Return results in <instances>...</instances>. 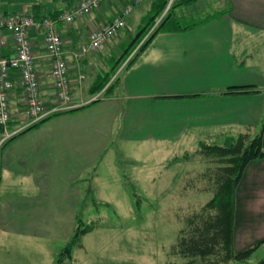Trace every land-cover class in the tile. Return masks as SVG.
Wrapping results in <instances>:
<instances>
[{
  "label": "crops",
  "instance_id": "0c3cea01",
  "mask_svg": "<svg viewBox=\"0 0 264 264\" xmlns=\"http://www.w3.org/2000/svg\"><path fill=\"white\" fill-rule=\"evenodd\" d=\"M129 2L104 0L89 15L69 25H57L72 99L78 106L1 144L0 252L10 254L13 240H22L21 245L43 242L65 247L76 227L82 194L95 188L97 165L107 162L114 146L120 152L144 142L176 141L186 147L189 141L202 144L211 134L224 138L225 133L261 121L264 95L241 92L240 87L259 90L253 86L263 79L264 66L250 63L237 36L249 35L252 30L264 32V0H229L228 11L219 18L184 31L156 33L111 85L105 83L95 90L103 75L93 70L102 59L95 51L81 54L80 49L87 44L92 28L110 21ZM35 5H40L42 13L48 12L49 7L38 1L25 12ZM154 8L152 3L149 11ZM134 9L126 18V27L133 20ZM0 11L9 12L3 7ZM135 19L141 22L143 17ZM126 27L120 35L126 34ZM29 37L42 106L50 109L54 106L50 62L40 36L30 31ZM2 38V54L13 55L10 36L4 33ZM110 43L103 50L110 48ZM87 70L94 74L90 83L84 84ZM8 105L10 129L26 125L24 99L15 78ZM238 192L256 201V210L251 203L244 210L264 229V158L245 166L236 197ZM235 211L234 207V243L244 233Z\"/></svg>",
  "mask_w": 264,
  "mask_h": 264
},
{
  "label": "rangeland",
  "instance_id": "374dc122",
  "mask_svg": "<svg viewBox=\"0 0 264 264\" xmlns=\"http://www.w3.org/2000/svg\"><path fill=\"white\" fill-rule=\"evenodd\" d=\"M37 1L49 7L64 5V2L52 3L51 0H0V7L8 13L25 12L30 4ZM154 1L144 0L138 7H133L134 17L126 27V34L120 35V30L107 51L103 50L104 46L95 51V56L102 60H98L93 71L101 72L103 76L100 79L106 77L107 85L118 77L120 66L114 67L123 53L130 47L126 56L132 57L138 50L139 41L150 35L164 14L181 0H168L163 11L153 21H148L154 11H149ZM228 1L197 0L186 6L177 5L173 12L186 16L187 21L199 20L228 11ZM73 4L74 0L63 10ZM137 16L143 17L141 22L136 21ZM149 23L145 35L130 46L140 27ZM251 32L249 35L238 34L237 38L248 52L250 63L263 67L264 32ZM93 74L85 71L84 84L90 83ZM253 87L264 95V77ZM263 125L264 113L257 125L241 126L231 134L225 133L224 138L211 134L202 140V144L189 141V146L182 147L176 141L170 144L144 142L133 150L128 146L122 152L115 150L114 146L115 152L109 155L107 162L100 161L97 165L95 188L90 187L93 188L91 193L86 189L77 206L76 215H79L81 225L92 228L81 236L80 247L73 246L69 253L63 245L43 242L21 245L22 240H13L10 254L0 252V264H258L264 259V243L260 244L264 240V229L245 211L250 203L256 210V201H249L250 196L242 192H238L236 197L237 186L233 192V203L244 233L234 243L232 224L231 251L237 254L256 246L253 252L246 259L223 262L221 245L216 244L213 252L204 257L195 254V248H198L195 245L198 231H203L204 224L211 222L216 215V210L205 209V204L216 194L225 177L222 171L225 157L207 155L202 145L224 146L228 137L239 133H249L253 137L263 132Z\"/></svg>",
  "mask_w": 264,
  "mask_h": 264
},
{
  "label": "built area",
  "instance_id": "2783aa9c",
  "mask_svg": "<svg viewBox=\"0 0 264 264\" xmlns=\"http://www.w3.org/2000/svg\"><path fill=\"white\" fill-rule=\"evenodd\" d=\"M103 1L74 0V4L69 9L60 11L55 16L43 15L39 18L25 12L0 11V129L2 130L0 143L52 114L68 111L78 106L72 99L63 43L57 25H69L89 15L97 10ZM142 1L144 0H130V3L110 21L92 28L87 35V44L80 49V53L94 52L110 43L118 32L126 27V18L132 8ZM30 31L40 36L45 56L50 62L49 77L54 98V106L50 109L42 106L38 77L34 67L35 56L29 37ZM4 33L8 34L13 42L14 54L11 56L2 54ZM128 59L129 57L120 65L117 73L125 66ZM14 78L17 80L24 99L28 121L22 127L10 129L11 115L8 96L13 87Z\"/></svg>",
  "mask_w": 264,
  "mask_h": 264
},
{
  "label": "trees",
  "instance_id": "16d2710c",
  "mask_svg": "<svg viewBox=\"0 0 264 264\" xmlns=\"http://www.w3.org/2000/svg\"><path fill=\"white\" fill-rule=\"evenodd\" d=\"M195 1L197 0H181L178 3H175L176 5H174L173 7L175 8L177 5L186 6L192 4ZM51 2H64V4L66 5L65 8L72 4V0H51ZM167 2L168 0H155L153 3L155 9L153 11V14L149 17L150 19H148V21H153L161 13ZM45 6L49 7V5ZM174 8H171L170 11L164 14L157 28L145 39L141 38L145 35L146 29L149 28L150 23L147 24V26H143L139 29L137 34L130 41L132 44L130 46L136 44L140 39L141 41H139L140 43H138V50L135 52L134 55H132V57L128 59L125 65L126 68L131 66V64L135 61L136 57L145 49V47L150 43L151 39L156 33L161 31H184L192 29L205 22H209L213 19L219 18L220 15L226 13L221 12L215 15L205 16L204 18H201L199 20L193 19L191 21H187L189 19H186V16L175 14L173 12ZM40 9V5H35L30 8L29 12L25 13H28L35 18H39L43 15L55 16L58 12L63 11V9H56L54 7L51 9V6L48 8L47 13H42ZM130 42H128L127 45H129ZM129 50L130 47L125 53H123L122 57L118 60L114 68L120 66V64L128 58V56L126 55L128 54ZM105 79L106 77H104L100 82H98L95 90H99L105 85ZM240 91L245 93L257 92V90L253 89L252 87H240ZM59 114L62 113L52 114L46 117L45 119L41 120L40 122L27 127L20 133L31 130L40 125L45 120L49 119L50 117ZM20 133H18L17 135H19ZM202 148L205 150V153L207 155L214 154L222 158L225 157V159L223 160L225 166L222 168L225 177L223 178L222 182L218 185V190L216 194H214L213 197L205 204V209L216 210V215L211 220V222L204 224L203 231H201L202 229L198 231L197 236L199 235V237L197 240V244L195 245L194 242V245L199 249L195 248V254H198L199 257H204L212 253L215 249V245L219 244L222 246L224 252L223 256L221 257V261L228 262L231 260L237 261L241 259H246L250 256L256 246H250L237 254H232L231 251V234L234 216L233 192L241 178L245 166L250 161L264 158V148L262 146V133L255 134L253 135V137L249 133H239L234 137H228L227 140L224 142V146L202 145ZM81 224V220L78 216V218L76 219V227L72 232V236L70 237L69 242L65 246L66 251H68L69 253L73 246L79 245L81 236L91 231L92 229L89 226H83ZM192 241L195 240H191V242ZM182 243H184V240H182ZM261 243H264V240H262L260 244ZM182 252L183 254H185L186 251L182 249ZM263 263L264 259L258 264Z\"/></svg>",
  "mask_w": 264,
  "mask_h": 264
}]
</instances>
